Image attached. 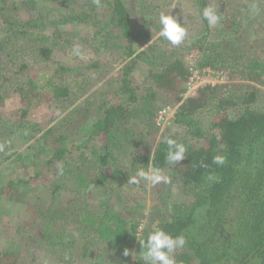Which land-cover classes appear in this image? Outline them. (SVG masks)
<instances>
[{"label": "trees", "instance_id": "obj_1", "mask_svg": "<svg viewBox=\"0 0 264 264\" xmlns=\"http://www.w3.org/2000/svg\"><path fill=\"white\" fill-rule=\"evenodd\" d=\"M133 1L144 14L156 6L153 0ZM41 2L66 8L51 22L53 41L43 18L11 16L0 8L8 24L0 37V163L20 161L32 170L1 180L0 199L20 201L23 184L41 186L49 196L33 207L29 234L5 250L0 264L41 263L32 247L36 240L55 254L53 262L71 261L84 245L80 256L90 264H143L138 238H146L153 225L185 235L177 264H264V59L245 50L241 37L232 39L241 24L230 11L240 2L193 0L202 30L177 46H169L158 29V43L151 42V28L128 0H101L100 7L94 0ZM208 4L221 16L215 26L200 15ZM67 23L88 26L95 50L121 59L115 85L96 88L87 100L88 75L79 84L72 65L51 57L57 40L70 34L58 24ZM189 49L200 52L199 66L225 68L231 80L181 102ZM143 65L138 80L133 73ZM102 66L95 60L86 68ZM42 72H50L45 87ZM15 98L17 104H8ZM168 102L178 106L161 130L156 118ZM82 133L87 144L78 142ZM169 136L187 146L175 165L165 161L163 138ZM15 138L27 144L24 152L15 149ZM216 155L225 158L223 165L213 163ZM150 166L162 168L171 182L127 183L137 169ZM138 187L152 190L148 215L131 204L128 193Z\"/></svg>", "mask_w": 264, "mask_h": 264}, {"label": "rangeland", "instance_id": "obj_2", "mask_svg": "<svg viewBox=\"0 0 264 264\" xmlns=\"http://www.w3.org/2000/svg\"><path fill=\"white\" fill-rule=\"evenodd\" d=\"M153 1L156 6L152 9V11L144 14V11L139 12L137 9L135 5L137 1L134 2L133 0H128L130 5H134L133 13L136 12L135 10H138V13L136 12V14L140 17L144 16V20L151 28L153 34V39L151 42L155 44L158 43L156 41V34L153 32H157V29L159 30V14L162 11L170 12V14L178 17L181 22L185 21L187 31L190 36L202 30L203 24L199 20L197 12L193 9V0ZM237 2L240 3L234 5L231 9L232 12L230 11V13L233 15V17L237 18V21L239 20L241 27L237 32L232 34V39L237 38L238 40V37H241L243 40L242 45L244 46L245 50H250L249 52L251 54L258 55L264 59V0H236V3ZM0 8L5 9V12L11 16L16 15L24 17L25 19L32 17L43 18L45 20V24H47L45 32L52 36V41L54 35L53 30L55 27L51 24V22L59 20L61 15L60 13L66 11V8L62 10L56 6L48 4L47 2H41V0H36V4H33L32 0H0ZM2 12L3 11H0V37H2L8 29V24L2 16ZM58 27L70 34H65L62 38H59L55 46L52 43L53 51L51 57L58 62L72 65V67L75 68L73 75L77 76L78 73L79 84H81V80H83V74L88 75L89 83L92 88L84 95V99L87 100L89 95H94L96 88H102L106 84L108 86L115 85L114 78L121 67V59L119 58V55L113 51L99 54L94 48L95 42L93 39L87 37V34L90 31L88 26L83 24L77 25L76 23H67L58 24ZM77 45L80 46L83 52V58H79L73 54V48ZM169 46H172V44H169ZM193 51L195 52V50L189 49L184 52V60L186 65L188 64V57ZM95 60H101V64L103 66L98 70H95L94 68L87 69L86 67L92 64ZM133 74L138 80H141L145 74V66L134 70ZM49 77L50 72L41 73L39 83L42 87L46 86ZM65 78H68V76H65ZM260 88L264 91V84H261ZM15 101L16 98L9 99L8 104H17ZM166 105L177 106L178 104L168 102ZM163 106H161V108ZM33 116L36 120H38L34 113ZM159 137V133L157 136L154 135L153 138H151L149 144H153L152 147L155 146L156 142L159 140ZM86 138L87 135L84 136V133H82L78 138V142L87 144L86 141L84 142ZM13 144L15 149H17L19 152H24V150L27 149V144L25 145L24 141L19 138H15ZM124 165H126L127 171H130L128 162ZM31 172L32 170L29 168V166L21 164L20 161L11 160L8 163H0V181L3 179L5 180L8 178V176H13L14 178L18 179L25 175H29ZM142 183L144 184V182ZM35 185H38V183H35ZM41 188V186H24L23 184L20 189V201H14L7 198L0 199V261H2V259L5 257L4 252L7 248H10L16 242L23 240V238H26L25 236L29 234V230H27L26 227L31 225L29 217L30 214H32L33 207L36 206V204L41 205L42 200L47 198L49 199V196L46 197ZM128 195L130 196L131 204L135 205L138 203L139 205L143 206L144 212L146 215H148L150 205H152L155 200L151 188L146 189L145 191L138 187L136 190L129 192ZM138 200L140 202H137ZM145 221L146 218L142 220L144 225ZM32 247H35L34 249L36 252L35 256L37 257V262H41L39 264H90L86 257L80 256L82 249L85 247L84 245L79 246L82 249L75 248L76 250L78 249V251L74 253V255L72 254L71 261L67 259L60 262L55 261L56 263L53 262V260H55V254L50 253L46 249V245L42 246L41 243H38L36 240V244L34 242ZM93 249L94 248H92V250Z\"/></svg>", "mask_w": 264, "mask_h": 264}, {"label": "clouds", "instance_id": "obj_3", "mask_svg": "<svg viewBox=\"0 0 264 264\" xmlns=\"http://www.w3.org/2000/svg\"><path fill=\"white\" fill-rule=\"evenodd\" d=\"M97 7L101 6V0H94ZM200 15L209 26L217 25L221 16L216 6L208 4L200 10ZM159 35L170 44L177 46L186 39L188 35L185 21L170 14V12L162 11L159 14ZM73 54L79 58H83V52L79 45L73 48ZM163 143L166 145L165 161L169 165L180 163L186 156L187 146L171 136L164 137ZM3 146L0 145V150ZM213 163L223 165L225 158L221 155L213 157ZM206 167V165H203ZM60 172H63V166H57ZM141 181L156 185L159 183L168 184L171 177L165 174L164 170L157 166L147 168H139L135 174L130 175L128 184L139 185ZM140 244L139 259L143 264H177L175 254L178 250L183 249L187 243L184 234L173 235L159 225H153L148 232L146 238H138ZM130 250L125 248L124 255L128 256Z\"/></svg>", "mask_w": 264, "mask_h": 264}, {"label": "built area", "instance_id": "obj_4", "mask_svg": "<svg viewBox=\"0 0 264 264\" xmlns=\"http://www.w3.org/2000/svg\"><path fill=\"white\" fill-rule=\"evenodd\" d=\"M200 52L193 51L188 57L190 77L186 82L185 90L182 92V101L198 95L201 88L206 86H218L230 82L231 75L225 68H214L212 66H199ZM178 106V105H177ZM177 106L165 105L159 109L156 124L162 130L170 122ZM144 222L138 228L139 233L143 230Z\"/></svg>", "mask_w": 264, "mask_h": 264}]
</instances>
